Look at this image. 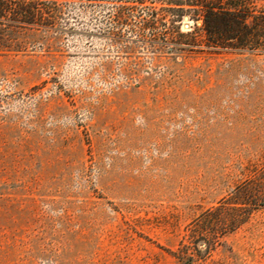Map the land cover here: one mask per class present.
Returning a JSON list of instances; mask_svg holds the SVG:
<instances>
[{
  "label": "rangeland",
  "instance_id": "374dc122",
  "mask_svg": "<svg viewBox=\"0 0 264 264\" xmlns=\"http://www.w3.org/2000/svg\"><path fill=\"white\" fill-rule=\"evenodd\" d=\"M64 10L65 31L0 25V264H264V54L114 41L134 35L112 4ZM155 13L129 22L201 38ZM242 184L248 220L212 227Z\"/></svg>",
  "mask_w": 264,
  "mask_h": 264
},
{
  "label": "trees",
  "instance_id": "16d2710c",
  "mask_svg": "<svg viewBox=\"0 0 264 264\" xmlns=\"http://www.w3.org/2000/svg\"><path fill=\"white\" fill-rule=\"evenodd\" d=\"M73 3L112 4L117 26H131L128 32L134 35L117 29L109 34L114 41L152 42L172 46L173 50L198 49V52L207 54L227 51L264 54V0H0V25L65 31L64 28H59V19L64 14L65 7ZM155 12L175 16L179 22L184 17H199L202 21L201 38L193 32H177L175 36L156 34L154 31L157 25H162L160 21H143L138 31L129 22L134 14H146L153 18ZM145 31L152 32L149 38ZM236 192L240 197L237 201L240 202L233 203L231 211L239 214L230 215L228 224L221 223L219 219L222 215L217 212L226 209L228 204L227 199L223 200L218 208L208 212L210 219H213L212 227L218 223L225 226V231H233L248 220L251 208L247 206L251 204L250 199L254 197V193L247 184L238 186ZM245 198L247 202H242ZM192 263L193 260L189 257L184 262Z\"/></svg>",
  "mask_w": 264,
  "mask_h": 264
},
{
  "label": "water",
  "instance_id": "95a60500",
  "mask_svg": "<svg viewBox=\"0 0 264 264\" xmlns=\"http://www.w3.org/2000/svg\"><path fill=\"white\" fill-rule=\"evenodd\" d=\"M186 18V17H185Z\"/></svg>",
  "mask_w": 264,
  "mask_h": 264
}]
</instances>
